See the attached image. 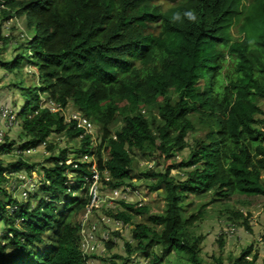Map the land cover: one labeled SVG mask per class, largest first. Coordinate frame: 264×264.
I'll list each match as a JSON object with an SVG mask.
<instances>
[{"label":"trees","instance_id":"obj_1","mask_svg":"<svg viewBox=\"0 0 264 264\" xmlns=\"http://www.w3.org/2000/svg\"><path fill=\"white\" fill-rule=\"evenodd\" d=\"M156 1L0 0L3 21L26 17L34 34L32 54H26L29 42L17 61L0 63L14 72L29 59L39 68L41 84L23 88L17 82L24 100L16 114L32 138L24 147L39 146L54 131L66 130L72 138L82 131L77 120L65 124L60 112L42 107L41 95L47 94L62 107L72 103L101 126L95 153L97 168L110 171L104 185L132 187L139 175L161 193L163 211L120 200L126 211L109 212L126 223L132 214L148 220L136 224L134 242L125 243L128 255H113L114 264H130L134 253L152 264H207L202 237L194 229L204 210L185 216L193 199L264 197V118L258 117L264 116V0H174L166 9ZM235 26L244 32L241 39L232 32ZM118 117L124 124L114 132ZM197 125L208 130L188 140L198 132ZM82 143L77 150L64 149L50 158L53 166L44 167L40 191L49 200L41 196L32 207L30 201L0 198V221L11 232L0 242V264L105 261L83 254L81 223L69 220L91 203L87 178L93 168L87 162L78 168L66 163L70 156L80 160L93 152L90 135ZM11 148L0 146V194L6 196L2 184L9 181L7 173L26 167L31 175L34 167L24 161L7 166L1 154ZM186 148L188 156L178 163L174 158ZM135 150L159 155L168 170L152 166L136 173ZM170 168H182L187 177L171 176ZM71 187L85 196L70 200ZM11 204L17 206L15 212H10ZM228 209L236 214L234 220L241 218L240 211ZM118 231L113 234L119 236ZM114 245L106 242L109 250ZM244 249L233 264H255L256 259H247L253 246Z\"/></svg>","mask_w":264,"mask_h":264},{"label":"rangeland","instance_id":"obj_2","mask_svg":"<svg viewBox=\"0 0 264 264\" xmlns=\"http://www.w3.org/2000/svg\"><path fill=\"white\" fill-rule=\"evenodd\" d=\"M156 2L160 3L164 9L176 3L174 0H157ZM1 8L2 6H0V60L4 62H14L20 58L29 42L30 45L27 48L26 54L33 53L31 43L34 40V34L28 29L26 17L16 16L3 21ZM232 32L238 39L244 36V32L238 29L237 26L232 29ZM4 38L6 40H4ZM17 82L19 84L22 83L21 86L23 88L33 86L34 84H41L39 68L35 67L29 59H24L18 70L14 72L6 69L0 63V146L7 143L11 144L12 147L9 153L1 154V157L7 166H13L16 162L24 161L28 165L34 167L31 170V175L26 167H22L20 171L13 174L8 172L9 181L2 184V186L5 190L7 189L9 196L0 194V198L9 203L13 202L10 201L12 199L24 204L30 201L32 202V207H34L41 196H44L46 200L50 199L46 194L43 195L42 191H40L42 186L40 181L44 175V167L48 168L53 166V164L49 162L50 158L62 155L64 149L72 151L79 149L83 144L82 141L86 140L88 135L91 137L90 147L94 149L93 152L87 154V164L89 168L98 167V164L96 166L97 159L95 151L98 142L101 141L102 138V129L96 122L89 119L87 120L89 125L87 131L92 129L91 133L84 132L83 128L79 127L77 122L76 127L82 130V133L80 132L77 138L68 136L66 130L62 131V133H55L54 131L39 146L30 144V146L24 147L26 143L32 141V138L27 135V132L16 114L18 111L17 108L23 105L24 100L21 94L23 89L17 87ZM41 96L42 107H49L52 113L60 112L64 117L65 124L73 121V116L77 114L84 115L81 111H77L72 103H69L67 107H62L56 103L54 99L49 98L47 94H42ZM260 106L264 109V100L260 101ZM148 109L144 111H148ZM258 117L264 118L263 115H259ZM193 119L195 122L200 120L195 117H193ZM123 124L122 118L118 117L113 127L114 132L121 129ZM197 128L198 132L190 133L188 140L191 141L195 136H202L204 132L208 130L207 126L202 125H197ZM28 148H30L31 150L29 151L32 152H25ZM189 152L190 149L186 148L182 151V154H179L174 159L180 163L184 157L188 156ZM133 155L135 156L134 168L136 173L140 172L141 174L142 171L150 169L152 166L153 168L156 167V170H168L167 160H160L159 155L145 156L137 150L134 151ZM75 162H79L78 167L83 163L73 156H70L66 163L74 164ZM170 170L171 176L175 178L184 179L187 177V171L182 168H170ZM103 172L101 173L102 176L103 174L104 176L103 179H101V184H99L101 202L98 207H95V211H92L93 214L91 213L92 216L89 220V224H84V226L98 221L99 218L103 216L113 219L114 217L109 215V212L118 214L120 211H126L125 208L119 206L120 200H124L130 204L148 207L153 212H160L165 208L164 200L160 195L161 193L152 191L149 187L150 182L147 180L145 181L144 177L135 175L132 181V187L122 186L115 188L111 187L109 184H103L104 180H110V171L106 168ZM74 175L75 174L71 176L74 177ZM89 177L87 178V186L90 184V181H93L92 179L89 180ZM72 188L73 187L70 189L71 191H73ZM81 192L80 190L73 191L70 200H76L75 198L81 196ZM82 195L85 196L84 193ZM191 199H193V196ZM193 201V205L189 207V211L185 212V216L189 217L193 212L200 213L204 210L202 219L195 223L194 229L196 231L195 234L202 237L201 256L207 264H219V260L223 261L222 264H233L236 257L241 256L245 250L244 248L248 246H253V250L247 257L248 261L252 262L256 259L255 264H264V197L260 196L255 200L245 197H235L227 201L223 199V202H220L213 201V197L204 195L203 198L195 197ZM203 203L205 206H202ZM90 205L91 204L87 207L89 208ZM227 205H231L233 210L240 211L242 215H240L241 218L234 220L233 217L236 216V214H232L230 209H228L231 207H227ZM87 207L86 210H82L78 213L74 211L73 213L75 214H73V217L69 218V220H79L82 226ZM202 207L205 208L200 210ZM118 208L121 210H118ZM146 218L145 215L132 214V221L129 223L120 219L122 220L120 222H124V228L118 231L120 233L119 236L113 234V232H117V230H113L112 226L107 227V229L110 230L109 240L115 242L114 248L112 250L107 248V241L103 240L101 234L99 243L102 249L96 255L105 259V261L94 258V260L91 259V262L93 261L94 264H114L113 255L120 254L122 256H127L128 253L125 250V243L127 241L134 242L132 235L135 226L140 222L148 223ZM9 226L10 225H8V223L6 224L5 221H0L1 244L6 242L4 237L11 233L9 231ZM115 260L117 261L118 259ZM130 264L152 263L147 257L139 255V253H134L133 261Z\"/></svg>","mask_w":264,"mask_h":264},{"label":"built area","instance_id":"obj_3","mask_svg":"<svg viewBox=\"0 0 264 264\" xmlns=\"http://www.w3.org/2000/svg\"><path fill=\"white\" fill-rule=\"evenodd\" d=\"M73 119L78 121V126L83 128V131L86 133H91V130H88V118L83 117V116H79L78 114L73 116ZM31 150L30 148L26 149L25 152H32L29 151ZM88 156L87 154H85L82 159H80L79 161L82 162H87ZM75 167H78V163L75 162L74 163ZM93 174L92 176L89 177V180H93L90 181V184H88V192H89V196H90V200H91V205L88 208L87 207V212L85 214L84 217V221L82 224V229H81V233H82V240H81V245H82V250L84 252L85 256H89L91 254H95L98 253L99 251H101V245L99 243V238L102 234L103 240L107 241L109 240V234L110 231L109 229H107V227L112 226L113 230H122L124 228V222H120L122 220L120 219H112L110 217L107 216H103L101 218V220H98L96 222L91 223L88 226H84V224H89V220L93 214V212L95 211V207H98L99 203L101 202V194H100V187L99 184H101V179H102V173L100 170H98L96 167L93 168ZM9 210L12 212H15L17 210V206L11 204L9 206ZM94 210V211H93ZM93 211V212H92ZM92 213V214H91ZM91 262V260H90Z\"/></svg>","mask_w":264,"mask_h":264},{"label":"clouds","instance_id":"obj_4","mask_svg":"<svg viewBox=\"0 0 264 264\" xmlns=\"http://www.w3.org/2000/svg\"><path fill=\"white\" fill-rule=\"evenodd\" d=\"M187 15H188V17L190 18V19H192V20H195V16L191 13V12H189V13H187ZM110 227V226H109ZM110 231V230H109ZM82 232V231H81ZM81 240H82V233H81ZM110 241V240H109ZM108 241V242H109ZM81 248H82V245H81ZM83 251V250H82ZM99 253V252H98ZM98 253H95V254H91V255H89L88 257H91L92 255H96V254H98ZM83 254H84V252H83ZM94 260V257H91L90 258V260ZM90 260H89V263H90Z\"/></svg>","mask_w":264,"mask_h":264},{"label":"crops","instance_id":"obj_5","mask_svg":"<svg viewBox=\"0 0 264 264\" xmlns=\"http://www.w3.org/2000/svg\"><path fill=\"white\" fill-rule=\"evenodd\" d=\"M114 219V218H113ZM90 264H94V262L92 261V262H90Z\"/></svg>","mask_w":264,"mask_h":264}]
</instances>
